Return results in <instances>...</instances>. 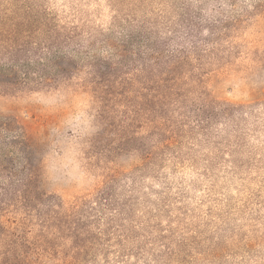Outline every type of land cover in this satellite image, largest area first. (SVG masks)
<instances>
[{"label":"rangeland","instance_id":"obj_1","mask_svg":"<svg viewBox=\"0 0 264 264\" xmlns=\"http://www.w3.org/2000/svg\"><path fill=\"white\" fill-rule=\"evenodd\" d=\"M47 2L58 24L79 28L75 44L81 47L74 56L81 65L117 54L125 42L129 57L150 41L165 42L167 52L190 51L196 44L210 49L203 62L192 59L184 68L185 79L194 78L191 97L232 111L197 136L191 152L184 147L191 160L168 163L159 178L153 179L150 169L138 178L140 196L129 217L144 225L140 238L153 235L143 241L152 254L132 263L264 264V0ZM202 91L206 94L199 97ZM83 92L69 98L62 92L0 96V123H12L10 131L0 130V147L35 123L48 126L52 148L42 152V186L69 201L102 184L113 159L119 169L139 164L136 148L110 159L106 149L91 161L83 155L80 139L98 131L89 113L96 107ZM128 184L120 178L112 194L123 200Z\"/></svg>","mask_w":264,"mask_h":264},{"label":"trees","instance_id":"obj_2","mask_svg":"<svg viewBox=\"0 0 264 264\" xmlns=\"http://www.w3.org/2000/svg\"><path fill=\"white\" fill-rule=\"evenodd\" d=\"M47 1L0 0V96L62 92L69 98L82 90L96 107L89 113L98 129L80 139L83 155L91 161L106 149L110 159L136 148L139 164L119 169L113 159L102 184L69 201L42 186V152L52 148L48 126L35 123L19 132L0 147V264H134L151 256L143 241L153 239L148 233L142 240L144 225L129 217L140 196L138 178L149 169L159 178L168 163L191 160L184 147L191 152L196 137L232 111L191 97L194 78L185 79L184 68L192 59L203 62L210 49L196 44L190 51L167 52L165 42L150 41L131 56L138 63L125 42L117 54L81 65L74 56L81 47L75 44L79 28L58 24ZM11 127L10 121L0 123V130ZM124 176L131 184L121 200L112 190Z\"/></svg>","mask_w":264,"mask_h":264}]
</instances>
